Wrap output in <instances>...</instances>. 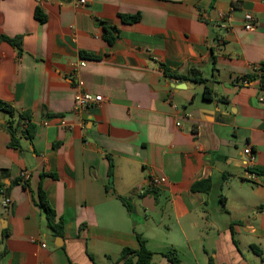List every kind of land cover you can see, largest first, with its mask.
I'll use <instances>...</instances> for the list:
<instances>
[{"label":"crops","instance_id":"obj_1","mask_svg":"<svg viewBox=\"0 0 264 264\" xmlns=\"http://www.w3.org/2000/svg\"><path fill=\"white\" fill-rule=\"evenodd\" d=\"M75 1L0 0V34L22 37L20 52L0 43V100L37 127L12 148L0 111V186L13 199L10 211L0 207V264H120L125 248H139L137 234L181 264H264V90L243 80L264 63V0ZM101 22L119 30L112 46ZM162 65L197 69L215 98ZM79 79L103 102L76 113ZM153 178L166 181L150 187ZM206 180L210 192L192 190ZM41 182L63 237L38 207Z\"/></svg>","mask_w":264,"mask_h":264},{"label":"trees","instance_id":"obj_2","mask_svg":"<svg viewBox=\"0 0 264 264\" xmlns=\"http://www.w3.org/2000/svg\"><path fill=\"white\" fill-rule=\"evenodd\" d=\"M35 16L41 22H44L46 20V17L43 15L40 9L36 10ZM121 18L123 22L127 24H132L140 20L139 14L134 16L123 15ZM100 24L103 26L104 29V39L108 42L109 45L112 46L118 39L117 34L119 33V30L116 27L107 25L106 23L103 22H101ZM2 42H6L10 44L14 48H16L19 52L22 50V37L12 38L0 34V43ZM83 57H88V55L84 53ZM162 67L165 77L172 78L180 82L190 81L196 84H202L205 86L204 99L211 101L215 98L214 91L207 84V79L203 78L197 69H191L188 74H180L177 71H173L164 65H162ZM243 80L248 82L259 80L261 83V88L262 90H264V63L261 64L259 70L256 73L243 77ZM220 100L224 101L226 99L221 98ZM0 111L9 115V119L6 122V127L11 135V142L9 145L10 147L14 148L20 146V138L18 137L19 132H21L22 136L27 140H31L34 138L37 127L32 122V116L30 112L23 111L17 113L11 105L1 100H0ZM113 174H114L113 170H111L110 176L112 177ZM46 176H47L46 174H42V179H44ZM22 180L23 179H20L19 182H22ZM24 183H25L24 185H27L26 181ZM211 188H212L211 180H206V181L197 182L193 186L192 190L194 192H198V191L210 192ZM0 189H4L5 193L9 195L8 190H6L4 186H0ZM38 197H39L38 207L46 215L48 229L53 233L54 236L63 237L65 230L64 220L62 218L59 219L57 218V214L55 210L52 208L48 200L47 194L44 191L43 182L40 183ZM120 200L127 208V210L130 213H133L134 206L131 204V202L125 198H120ZM137 237L139 241V248L136 250L131 248H125L122 251V256L119 261L120 264H157V262L155 261V257L157 253L151 251L148 248L147 241L142 237V235L137 234ZM158 255L165 258L169 264H181V259L177 251L175 250L158 253Z\"/></svg>","mask_w":264,"mask_h":264},{"label":"built area","instance_id":"obj_3","mask_svg":"<svg viewBox=\"0 0 264 264\" xmlns=\"http://www.w3.org/2000/svg\"><path fill=\"white\" fill-rule=\"evenodd\" d=\"M86 3H87V0H76L75 6L81 7V6H84ZM229 14L223 15L222 16L223 20L227 19ZM256 21H257V18L254 15V13L247 12L244 16V28L247 31H254L256 28ZM86 63H87L86 61H82L80 63V66L85 67ZM77 87H78V90H77V92L75 94V98H74V111L76 113L84 112L87 109H89L90 107L103 102L102 96L92 95L84 89V82L82 80H80V79L78 80ZM244 153L248 156V159L246 161V165L248 167H253V165L255 164V161H256L255 154L253 153V151L250 148L245 149ZM22 178L24 181H27L30 178V174L27 172H24V173H22ZM258 178H259V176L256 173H252L250 175V179H252V180H257ZM165 181H166V179H164V178H162V179L153 178L151 180L150 187H156V186L164 183ZM12 206H13V199L11 198V196L7 195L5 193L4 189H0V207H2L3 209H5L7 211H10ZM43 247H46V245H43Z\"/></svg>","mask_w":264,"mask_h":264},{"label":"water","instance_id":"obj_4","mask_svg":"<svg viewBox=\"0 0 264 264\" xmlns=\"http://www.w3.org/2000/svg\"><path fill=\"white\" fill-rule=\"evenodd\" d=\"M173 87H175V85H173ZM154 201H155V198L154 197H152V196H146L145 199H144L143 206L146 209H148L150 211H153L154 210ZM58 239L61 240V238H58Z\"/></svg>","mask_w":264,"mask_h":264},{"label":"rangeland","instance_id":"obj_5","mask_svg":"<svg viewBox=\"0 0 264 264\" xmlns=\"http://www.w3.org/2000/svg\"><path fill=\"white\" fill-rule=\"evenodd\" d=\"M141 211H143V209L141 208ZM148 214V216L149 217H157V213H154V212H148L147 213ZM138 230H139V232L142 230V228L141 227H138ZM157 258H156V260H159L161 257H160V255H158V253H157Z\"/></svg>","mask_w":264,"mask_h":264}]
</instances>
